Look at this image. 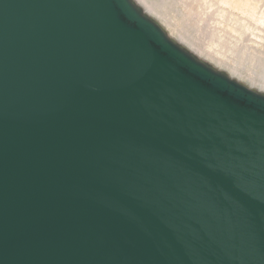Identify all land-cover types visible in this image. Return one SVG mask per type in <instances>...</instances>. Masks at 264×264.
<instances>
[{
  "label": "water",
  "instance_id": "obj_1",
  "mask_svg": "<svg viewBox=\"0 0 264 264\" xmlns=\"http://www.w3.org/2000/svg\"><path fill=\"white\" fill-rule=\"evenodd\" d=\"M0 264H264V97L128 0H0Z\"/></svg>",
  "mask_w": 264,
  "mask_h": 264
},
{
  "label": "rangeland",
  "instance_id": "obj_2",
  "mask_svg": "<svg viewBox=\"0 0 264 264\" xmlns=\"http://www.w3.org/2000/svg\"><path fill=\"white\" fill-rule=\"evenodd\" d=\"M138 1L146 5L142 0ZM149 1H156V4L151 2L154 12L147 5L146 12L170 24L167 30L178 45L188 53L192 52L191 55L201 63L220 70L227 79L264 97V0H231L233 5L224 4L222 0H177L188 8H182L179 2L178 6L167 0ZM193 7L192 14L200 23L191 19L189 8ZM156 9H160V13ZM230 17L232 22L228 23Z\"/></svg>",
  "mask_w": 264,
  "mask_h": 264
},
{
  "label": "bare ground",
  "instance_id": "obj_3",
  "mask_svg": "<svg viewBox=\"0 0 264 264\" xmlns=\"http://www.w3.org/2000/svg\"><path fill=\"white\" fill-rule=\"evenodd\" d=\"M129 2H130V4L132 5V7L143 17V18H145V19H147L148 21H150L151 23H153V25H155L161 32H162V34L165 36V38L168 40V41H170L171 43H173L177 48H179L183 53H185V54H187V55H189V57L191 56L192 57V59H194L196 62H198L199 64H201V65H203L204 67H206V68H208V69H210L212 72H214L215 74H218V75H223L222 74V72L220 71V70H218V69H214V67H212V66H208V65H205L204 64V62L203 63H201V60H199L198 58H194L193 57V55H191L192 54V52H190V53H188L187 52V50H185L184 48H182L180 45H178V42L176 41V39L170 34V32L167 30V28H169L170 27V24H167V23H165L164 21H161V20H159V19H157V18H155V16L153 17L152 15H150V14H148V12H146V10H147V8L149 7L150 8V10L152 11V12H154L153 11V5L151 4V2H154V1H149V0H142L144 3H146V5L148 6H143L138 0H128ZM164 1V0H163ZM172 1V2H171ZM203 1H205V0H203ZM203 1H201V2H203ZM210 1V0H209ZM165 2V1H164ZM169 2H171L172 4L174 3L175 5H178L179 6V3H180V1H177V0H167V3H169ZM179 2V3H178ZM211 2H212V0H211ZM222 3H224V4H227V5H233L234 4V2H232L231 0H222ZM221 3V4H222ZM154 4H156V1L154 2ZM208 4V3H207ZM209 4H210V2H209ZM223 4V5H224ZM237 4H238V2H237ZM180 5L182 6V8H188V6H184L183 4H181L180 3ZM212 5L214 6V2L212 3ZM143 6V7H142ZM167 6V5H166ZM203 6V5H202ZM228 8V7H227ZM229 8H230V6H229ZM222 9V8H221ZM220 8H219V10H221ZM156 10H158V13H160V9H156ZM195 10V7H193V8H189V14L191 13V15H192V17H191V19H196L195 21H196V23H200V20L199 19H197L196 17H194L193 16V14H192V12ZM225 12V11H224ZM227 12V11H226ZM158 13H155L157 16H158ZM218 13H219V11H218ZM225 15V14H224ZM186 16L187 17H189V15H187L186 14ZM216 16V15H215ZM218 17V16H217ZM219 17H221V16H219ZM190 18V17H189ZM235 18V17H234ZM220 18H218V20H219ZM230 21H228V23H230V22H232V17H230ZM240 19V18H239ZM160 21H161V23H160ZM222 21V20H221ZM234 21V20H233ZM242 24V23H241ZM244 24V23H243ZM219 25V24H218ZM221 25H222V23H221ZM224 25V24H223ZM218 32H219V30H218ZM215 34H216V32H214ZM231 33V32H230ZM235 33H237V32H235ZM240 33V32H239ZM234 34V33H233ZM237 35V34H236ZM241 35V34H240ZM240 35H238V37L240 36ZM212 36V35H211ZM214 36V35H213ZM212 36V37H213ZM226 36V35H225ZM230 36V35H229ZM242 36V35H241ZM222 37V36H221ZM221 37H218L217 39H221ZM214 38V37H213ZM224 38V37H223ZM226 38V37H225ZM230 38H231V36H230ZM233 38V37H232ZM231 38V39H232ZM227 39H229V37H227ZM214 40H216V39H214ZM221 41H226L227 43L226 44H228V41L225 39H222ZM229 41H230V39H229ZM218 44V43H217ZM219 45V44H218ZM229 81H232V79H230ZM232 82H234V83H236V81H232ZM236 84H240V83H236ZM248 89V88H247Z\"/></svg>",
  "mask_w": 264,
  "mask_h": 264
}]
</instances>
